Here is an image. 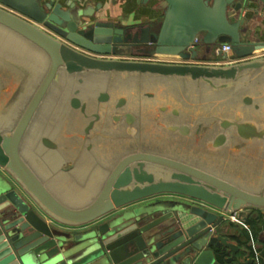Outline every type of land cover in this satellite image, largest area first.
Segmentation results:
<instances>
[{
	"label": "water",
	"instance_id": "obj_1",
	"mask_svg": "<svg viewBox=\"0 0 264 264\" xmlns=\"http://www.w3.org/2000/svg\"><path fill=\"white\" fill-rule=\"evenodd\" d=\"M164 1L161 21L132 31L131 26L95 17L80 0H0V27L47 58L18 121L6 131L0 127V264H259L242 256L247 250L232 243L222 226L227 215L243 222L247 216L264 217V185L246 183L226 171L227 155L238 146L233 144L236 137L264 141V124L241 118L243 112L237 110L244 98L254 103V71L264 67V56H255L264 52V42L243 41L239 31L264 0ZM229 11L238 14L233 22ZM226 43L242 61L182 65L110 57L188 60L198 58L200 46L209 54ZM62 71L80 76L68 101L70 109L79 111L71 121L84 125L88 143L110 148L106 162L111 168L103 186L81 208L58 201L33 166L40 157L22 153L34 116ZM119 72L156 77L139 79V89L149 83L175 90L174 99L165 94L179 108L172 107V113L169 105H161L158 114L153 107L134 113L128 98L109 89ZM203 86L225 89L227 100L237 102L233 119H216L219 124L227 121L220 130L214 124L206 127V116L197 113L204 110L198 100L202 96L196 99L190 90L200 93ZM140 94L152 98V92ZM195 117L201 119L199 134L172 124ZM161 198L170 200L150 203ZM127 206L134 208L118 211ZM260 234L264 241V229Z\"/></svg>",
	"mask_w": 264,
	"mask_h": 264
},
{
	"label": "crops",
	"instance_id": "obj_2",
	"mask_svg": "<svg viewBox=\"0 0 264 264\" xmlns=\"http://www.w3.org/2000/svg\"><path fill=\"white\" fill-rule=\"evenodd\" d=\"M80 1L83 7L94 10L95 17L131 26L132 31L140 25L161 21L167 9L164 0ZM56 2L64 4L68 0ZM244 14L242 10L240 16ZM237 15L229 11L230 22H233ZM239 32L243 41L264 42V4H260L258 11ZM199 49L198 58L192 59L200 62L199 65L230 64L226 59L233 57L232 53L220 56L215 51L206 54L202 46ZM203 56H206V59L203 60L201 58ZM255 56H264V52H259ZM110 57L143 58L135 54ZM46 61L47 58L42 51L0 27V127H5L4 131L13 127L20 118L43 76ZM78 77L80 76L66 74L63 71L57 76L34 116L31 133L34 132L35 139L34 141L31 139L32 134L25 138L22 153L24 156L33 153L40 157L38 164L34 163L33 166L37 168L42 183L58 201L67 206L81 208L91 203L97 196L105 181L107 169L111 166L106 162L110 148L106 145L88 143L84 125L71 121V117L79 114V111L70 109L68 105L72 91L77 86ZM184 115L182 117H186ZM193 119H196L198 124L196 120L188 123L186 118L180 121L174 119L172 124L187 125L190 135L199 134L202 127V124H199L201 119L197 117ZM43 139L48 140L49 144L43 143ZM30 144L32 146L28 149ZM132 208L134 207L127 206L118 211L125 212ZM229 217L230 215L226 216L227 221L222 226V232L230 236L232 243L247 250V253L242 252V256L255 258L259 264H264L262 255L264 241L261 234L255 238L250 234V240L247 241L241 233L244 230L248 231V224L241 220L232 222Z\"/></svg>",
	"mask_w": 264,
	"mask_h": 264
},
{
	"label": "rangeland",
	"instance_id": "obj_3",
	"mask_svg": "<svg viewBox=\"0 0 264 264\" xmlns=\"http://www.w3.org/2000/svg\"><path fill=\"white\" fill-rule=\"evenodd\" d=\"M199 53L201 51L199 49ZM120 73V72H119ZM121 77L117 80H112L109 89L114 90L118 89L117 95L121 97H126L129 100V103L134 111V113H148L151 110V107L154 108V112L157 114L158 109L161 105H169L171 108L178 107V103L167 102V95L166 92L169 93L174 99L176 95L175 90H167L160 87H151L149 83H145L143 89H139V84L137 82L142 80V82H148L150 78L156 79V77H149L148 75L138 73H124L121 72ZM254 75H256V79L254 81L257 82V88H254V93L257 95L254 103H249L245 100H242L244 104H242L241 108L238 109V112L241 118L247 119L252 121L256 125H263L264 124V67L260 69H256L254 71ZM141 76V77H139ZM114 78V77H111ZM142 93L152 92L151 100H147L145 97L142 96ZM191 95L198 99V96H202L201 99H198L204 105V110L196 108L199 115H205L206 117V127L209 125L214 124L215 129L217 128L220 130V127H224L227 121L224 123H218L217 118L224 117L226 119H233L234 113L233 110L235 109L237 102H233V99L227 100L230 97L227 90L225 89H208L204 87L200 89V93L194 88L190 90ZM246 93V92H245ZM249 93V92H248ZM251 96V95H250ZM250 99V98H249ZM251 100V99H250ZM172 101V100H170ZM177 102V100H176ZM214 102H217L219 107L214 105ZM241 104V103H240ZM259 104V110L257 106ZM117 105V104H116ZM198 107V106H197ZM158 108V109H157ZM172 108L171 112L175 113V110ZM195 110V111H196ZM215 113V114H214ZM222 130V128H221ZM160 133V132H158ZM114 134V133H113ZM234 134V132H233ZM237 139L240 141L238 142ZM98 139H93V142L97 141ZM106 141V140H105ZM103 142V141H98ZM112 143V140H110ZM234 145H238L234 147L228 155L227 159L229 164L226 168V171L230 174L234 175L235 177H239L243 179L246 183L251 181L256 183H262L264 185V141H247L237 138L233 141ZM227 149V148H226ZM226 159V160H227ZM169 198H161L157 200H152L150 203H154L156 201H168Z\"/></svg>",
	"mask_w": 264,
	"mask_h": 264
},
{
	"label": "built area",
	"instance_id": "obj_4",
	"mask_svg": "<svg viewBox=\"0 0 264 264\" xmlns=\"http://www.w3.org/2000/svg\"><path fill=\"white\" fill-rule=\"evenodd\" d=\"M215 53L218 54V52H221L220 56L221 55H225V54H231L232 51H231V46L230 44H222L220 46H218L217 48H215ZM219 55V54H218ZM119 59H124V58H120ZM124 60H141V61H149V62H158V63H171V64H198L200 62H196L192 59H188V60H183V59H180V58H157V57H143L141 59H130V58H125ZM238 61H242L240 59H236L234 58V56L231 58H227L226 59V62L228 63H235V62H238ZM229 219L232 221V222H236L238 221L237 217L235 216V214L231 215L229 217Z\"/></svg>",
	"mask_w": 264,
	"mask_h": 264
},
{
	"label": "trees",
	"instance_id": "obj_5",
	"mask_svg": "<svg viewBox=\"0 0 264 264\" xmlns=\"http://www.w3.org/2000/svg\"><path fill=\"white\" fill-rule=\"evenodd\" d=\"M246 224H248L249 227L248 231L244 230L241 234L246 238L247 241H249L250 234L253 236V238H255L264 229V217L262 215H259L257 219H252L249 217L246 221ZM262 255L264 257V251L262 252Z\"/></svg>",
	"mask_w": 264,
	"mask_h": 264
},
{
	"label": "flooded vegetation",
	"instance_id": "obj_6",
	"mask_svg": "<svg viewBox=\"0 0 264 264\" xmlns=\"http://www.w3.org/2000/svg\"><path fill=\"white\" fill-rule=\"evenodd\" d=\"M135 55H139V54H135ZM140 56H143V55H140ZM143 57H148V56H143Z\"/></svg>",
	"mask_w": 264,
	"mask_h": 264
},
{
	"label": "bare ground",
	"instance_id": "obj_7",
	"mask_svg": "<svg viewBox=\"0 0 264 264\" xmlns=\"http://www.w3.org/2000/svg\"><path fill=\"white\" fill-rule=\"evenodd\" d=\"M164 58V57H163ZM167 58V57H166Z\"/></svg>",
	"mask_w": 264,
	"mask_h": 264
}]
</instances>
